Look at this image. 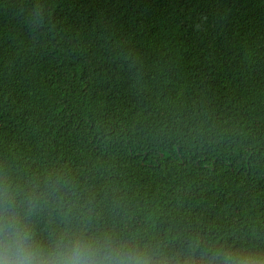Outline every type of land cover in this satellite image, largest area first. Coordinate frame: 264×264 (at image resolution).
Returning <instances> with one entry per match:
<instances>
[{"label":"trees","instance_id":"1","mask_svg":"<svg viewBox=\"0 0 264 264\" xmlns=\"http://www.w3.org/2000/svg\"><path fill=\"white\" fill-rule=\"evenodd\" d=\"M6 194L45 244L264 264V0H0Z\"/></svg>","mask_w":264,"mask_h":264},{"label":"clouds","instance_id":"2","mask_svg":"<svg viewBox=\"0 0 264 264\" xmlns=\"http://www.w3.org/2000/svg\"><path fill=\"white\" fill-rule=\"evenodd\" d=\"M222 262L228 264L216 253L208 256V264ZM0 264H167V260L136 239L88 231L62 234L45 244L6 194L0 207Z\"/></svg>","mask_w":264,"mask_h":264}]
</instances>
